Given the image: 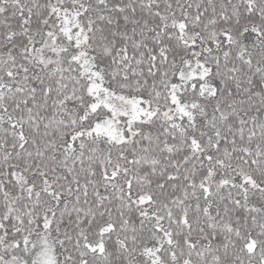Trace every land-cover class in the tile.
<instances>
[{"label":"snow or ice","instance_id":"1","mask_svg":"<svg viewBox=\"0 0 264 264\" xmlns=\"http://www.w3.org/2000/svg\"><path fill=\"white\" fill-rule=\"evenodd\" d=\"M0 264H264V0H0Z\"/></svg>","mask_w":264,"mask_h":264}]
</instances>
